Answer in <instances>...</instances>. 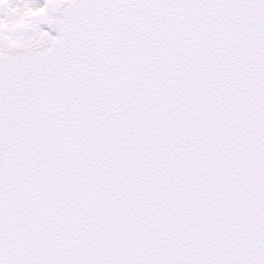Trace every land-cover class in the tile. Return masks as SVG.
<instances>
[{
    "label": "snow or ice",
    "instance_id": "1",
    "mask_svg": "<svg viewBox=\"0 0 264 264\" xmlns=\"http://www.w3.org/2000/svg\"><path fill=\"white\" fill-rule=\"evenodd\" d=\"M0 264H264V0H0Z\"/></svg>",
    "mask_w": 264,
    "mask_h": 264
},
{
    "label": "rangeland",
    "instance_id": "2",
    "mask_svg": "<svg viewBox=\"0 0 264 264\" xmlns=\"http://www.w3.org/2000/svg\"><path fill=\"white\" fill-rule=\"evenodd\" d=\"M39 2H43V0H39ZM39 29L42 31H48L51 35H57L53 28H50L48 24L42 23L39 25Z\"/></svg>",
    "mask_w": 264,
    "mask_h": 264
}]
</instances>
